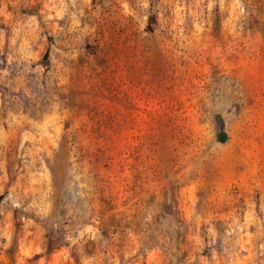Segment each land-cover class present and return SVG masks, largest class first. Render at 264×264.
<instances>
[{
    "label": "rangeland",
    "instance_id": "obj_1",
    "mask_svg": "<svg viewBox=\"0 0 264 264\" xmlns=\"http://www.w3.org/2000/svg\"><path fill=\"white\" fill-rule=\"evenodd\" d=\"M0 264H264V0H0Z\"/></svg>",
    "mask_w": 264,
    "mask_h": 264
}]
</instances>
